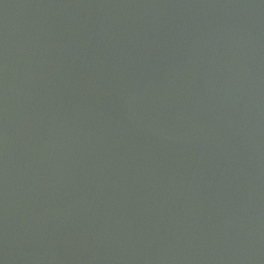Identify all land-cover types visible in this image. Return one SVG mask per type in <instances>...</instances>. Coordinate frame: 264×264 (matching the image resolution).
I'll list each match as a JSON object with an SVG mask.
<instances>
[{"label": "water", "instance_id": "95a60500", "mask_svg": "<svg viewBox=\"0 0 264 264\" xmlns=\"http://www.w3.org/2000/svg\"><path fill=\"white\" fill-rule=\"evenodd\" d=\"M0 264H264V0H0Z\"/></svg>", "mask_w": 264, "mask_h": 264}]
</instances>
